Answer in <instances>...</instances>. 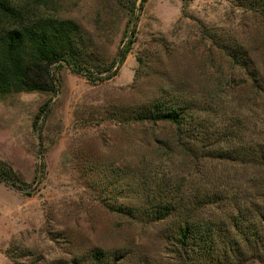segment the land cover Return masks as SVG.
Here are the masks:
<instances>
[{
  "label": "rangeland",
  "instance_id": "rangeland-1",
  "mask_svg": "<svg viewBox=\"0 0 264 264\" xmlns=\"http://www.w3.org/2000/svg\"><path fill=\"white\" fill-rule=\"evenodd\" d=\"M18 3L31 21L78 25L80 64L113 76L62 63L55 93L0 94V160L29 185L0 182V264H89L97 250L179 264L178 219L155 221L150 206L217 192L192 219L264 212V166L250 156L264 149V0ZM157 103L184 111V125L138 119Z\"/></svg>",
  "mask_w": 264,
  "mask_h": 264
},
{
  "label": "trees",
  "instance_id": "trees-1",
  "mask_svg": "<svg viewBox=\"0 0 264 264\" xmlns=\"http://www.w3.org/2000/svg\"><path fill=\"white\" fill-rule=\"evenodd\" d=\"M19 1L21 0H0V24L3 25L0 26V94L33 91L55 93L57 82L52 68L62 63L76 74L88 72L90 76L86 77L94 81H107L112 78L113 75H92L88 68L80 64L81 57L76 50V41L80 37L78 25L71 21L51 18L31 21ZM132 13L134 14L133 10ZM134 19H131L129 24ZM131 31L133 36L134 28ZM132 42L129 39L120 49L115 63L121 64L124 61ZM107 70L100 69L97 74H103ZM47 105L48 103L40 108L37 116L47 111ZM184 115V111L179 108H168L163 103H157L152 110L146 111L138 119L182 126ZM250 156L264 166L263 148H258ZM0 182L17 190L29 187L19 174L2 160ZM219 201L221 194L214 192L200 197L193 194L187 204L173 201L150 206L151 211L148 214L153 216L155 221L174 216L178 219L171 242L176 249L175 255L179 264H248L253 260L261 261L264 257L263 211L236 207L233 215L218 221H195L190 216L192 209L198 205ZM88 263L117 264L115 260L109 263L100 250L92 253Z\"/></svg>",
  "mask_w": 264,
  "mask_h": 264
}]
</instances>
